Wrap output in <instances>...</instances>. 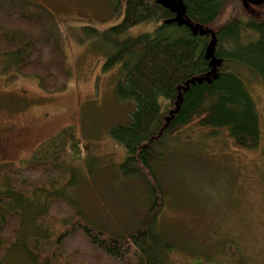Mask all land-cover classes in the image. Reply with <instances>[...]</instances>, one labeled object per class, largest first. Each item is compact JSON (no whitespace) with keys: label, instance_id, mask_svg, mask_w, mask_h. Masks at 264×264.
<instances>
[{"label":"trees","instance_id":"obj_1","mask_svg":"<svg viewBox=\"0 0 264 264\" xmlns=\"http://www.w3.org/2000/svg\"><path fill=\"white\" fill-rule=\"evenodd\" d=\"M117 1L125 6L121 23L111 29L116 36L157 24L153 33L123 41L104 66L107 71L122 64L116 93L135 104L131 122L110 135L126 150L124 176L140 178L148 188L147 214L133 233L112 235L83 221L63 196L31 201L60 183L66 164L35 155L25 166L2 164L0 264L12 250H24L33 264H175L159 219L166 201L164 149L194 126L205 137L225 134L242 149L259 150L260 117L241 74L264 83V19L251 12H264V0ZM0 55L8 59L4 73L14 70L8 80L35 79L48 94L65 91L72 77L60 22L41 2L0 0ZM36 203L35 231L27 234L21 209ZM56 224L60 230L49 232Z\"/></svg>","mask_w":264,"mask_h":264},{"label":"rangeland","instance_id":"obj_2","mask_svg":"<svg viewBox=\"0 0 264 264\" xmlns=\"http://www.w3.org/2000/svg\"><path fill=\"white\" fill-rule=\"evenodd\" d=\"M29 1L45 4L59 20L72 77L65 91L48 94L35 79L8 80L14 70L4 73L8 59L0 55V139L10 138L0 165L25 166L35 156L66 164L60 183L31 201L63 196L76 204L83 221L112 235H129L147 214L148 188L140 178L123 174L126 150L110 131L131 122L135 104L116 93L122 64L107 71L104 66L123 41L153 33L157 24H140L116 36L111 29L123 19L124 2ZM251 12L264 19V12ZM241 76L260 117L259 150L242 149L225 134L205 137L207 132L194 126L164 149L166 201L159 219L175 264H264V83L249 73ZM36 205L21 209L27 234L35 231ZM60 228L53 225L49 232ZM28 239L32 250L35 243ZM21 251L12 250L2 264H33Z\"/></svg>","mask_w":264,"mask_h":264},{"label":"flooded vegetation","instance_id":"obj_3","mask_svg":"<svg viewBox=\"0 0 264 264\" xmlns=\"http://www.w3.org/2000/svg\"><path fill=\"white\" fill-rule=\"evenodd\" d=\"M8 141H10V138L5 139V140L0 139V158H3V157L4 158H7L8 157L9 147L6 144ZM6 163L11 164L13 162L12 161H6V162H4V164H6ZM13 164H15V163H13Z\"/></svg>","mask_w":264,"mask_h":264},{"label":"water","instance_id":"obj_4","mask_svg":"<svg viewBox=\"0 0 264 264\" xmlns=\"http://www.w3.org/2000/svg\"><path fill=\"white\" fill-rule=\"evenodd\" d=\"M243 1L249 2L250 4L253 5H259L260 3H262V0H243Z\"/></svg>","mask_w":264,"mask_h":264}]
</instances>
